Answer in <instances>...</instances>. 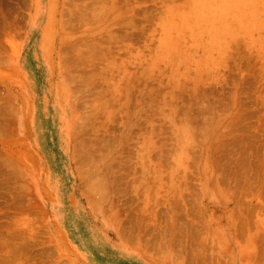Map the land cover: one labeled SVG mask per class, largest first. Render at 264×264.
Returning a JSON list of instances; mask_svg holds the SVG:
<instances>
[{
    "label": "rangeland",
    "instance_id": "obj_1",
    "mask_svg": "<svg viewBox=\"0 0 264 264\" xmlns=\"http://www.w3.org/2000/svg\"><path fill=\"white\" fill-rule=\"evenodd\" d=\"M218 1L0 0V264H264V0Z\"/></svg>",
    "mask_w": 264,
    "mask_h": 264
},
{
    "label": "bare ground",
    "instance_id": "obj_2",
    "mask_svg": "<svg viewBox=\"0 0 264 264\" xmlns=\"http://www.w3.org/2000/svg\"><path fill=\"white\" fill-rule=\"evenodd\" d=\"M218 2H219V5L216 8H218V10L226 9L225 12L228 9L232 10V8L235 10H241V8L246 5V0H219ZM237 13H239V12H237Z\"/></svg>",
    "mask_w": 264,
    "mask_h": 264
}]
</instances>
